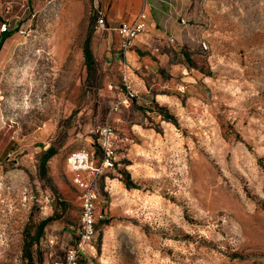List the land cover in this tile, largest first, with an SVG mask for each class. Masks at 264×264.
<instances>
[{
  "label": "rangeland",
  "instance_id": "1",
  "mask_svg": "<svg viewBox=\"0 0 264 264\" xmlns=\"http://www.w3.org/2000/svg\"><path fill=\"white\" fill-rule=\"evenodd\" d=\"M185 3L174 67L144 63L156 68L134 81V46L122 49L121 22L102 11L113 0H0V264H28L46 220L34 262L67 264L81 205L66 159L101 158L106 124L117 153L99 186L107 218L76 264H264V0Z\"/></svg>",
  "mask_w": 264,
  "mask_h": 264
},
{
  "label": "built area",
  "instance_id": "2",
  "mask_svg": "<svg viewBox=\"0 0 264 264\" xmlns=\"http://www.w3.org/2000/svg\"><path fill=\"white\" fill-rule=\"evenodd\" d=\"M108 26L105 17H100L98 27ZM150 16L142 11L132 22H121L113 30L120 40L122 49L129 50L137 39L148 33ZM6 29V25H4ZM98 148L102 154L97 158L93 151L79 150L71 153L66 159V168L71 175V182L79 193L81 205L80 225L76 244L66 254L67 264H76L80 257L93 248L98 235L99 226L107 218L98 212L99 186L101 178L115 167L116 148L114 147L115 134L109 124L102 126L99 131Z\"/></svg>",
  "mask_w": 264,
  "mask_h": 264
},
{
  "label": "crops",
  "instance_id": "3",
  "mask_svg": "<svg viewBox=\"0 0 264 264\" xmlns=\"http://www.w3.org/2000/svg\"><path fill=\"white\" fill-rule=\"evenodd\" d=\"M186 3L185 0H113L112 7L102 6V11L111 21L132 22L142 11L150 16L148 33L140 36L133 49L125 53L130 63H137L136 66L129 65L134 81L142 79L136 70L148 71L152 70V67L156 68L149 65L144 69V63H159L158 67H174L170 64L176 62L172 59L173 52L169 53V43H172L174 50L187 43L183 38L184 28L179 23L180 7ZM119 6L120 10H117Z\"/></svg>",
  "mask_w": 264,
  "mask_h": 264
},
{
  "label": "trees",
  "instance_id": "4",
  "mask_svg": "<svg viewBox=\"0 0 264 264\" xmlns=\"http://www.w3.org/2000/svg\"><path fill=\"white\" fill-rule=\"evenodd\" d=\"M10 37V33H3L1 39H0V50L2 48L3 42ZM84 57H85V65L88 71V74L91 75H96L97 74V61L94 57L93 51H92V37L88 36V38L85 41L84 44ZM191 62L188 59V63ZM57 154L56 150L54 148L48 149L44 155L42 156L41 162H40V175L42 179L48 180V169H47V164L48 162ZM50 220H46L43 223H41L38 234L37 236L32 239V241H29L26 244V249H25V258L28 261V264H35L34 259L32 257V247L35 245V241L39 240V238L43 235L44 229L48 225Z\"/></svg>",
  "mask_w": 264,
  "mask_h": 264
}]
</instances>
